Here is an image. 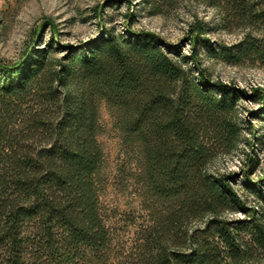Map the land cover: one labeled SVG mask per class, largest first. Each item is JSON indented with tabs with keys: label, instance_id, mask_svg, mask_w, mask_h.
Returning a JSON list of instances; mask_svg holds the SVG:
<instances>
[{
	"label": "trees",
	"instance_id": "1",
	"mask_svg": "<svg viewBox=\"0 0 264 264\" xmlns=\"http://www.w3.org/2000/svg\"><path fill=\"white\" fill-rule=\"evenodd\" d=\"M200 1L235 43L211 41L214 25L193 16L189 55L129 27L0 59V264H264V180H244L249 205L210 168L237 147L248 96L205 68L264 70V0ZM103 103L141 203L127 241L102 203Z\"/></svg>",
	"mask_w": 264,
	"mask_h": 264
},
{
	"label": "rangeland",
	"instance_id": "2",
	"mask_svg": "<svg viewBox=\"0 0 264 264\" xmlns=\"http://www.w3.org/2000/svg\"><path fill=\"white\" fill-rule=\"evenodd\" d=\"M157 12L162 13L156 15ZM193 16L214 25L209 38L216 44L228 45L238 40L236 34L216 26V12L200 0H178L172 8L167 6V0H0V59L16 62L31 45L47 48L52 40L61 47L75 48L97 40L104 30L116 28L122 33L129 27L134 32L154 34L189 55ZM107 18L113 20L107 22ZM205 68L215 82L235 86L248 96L242 98L238 108L242 135L237 147L232 153L219 156L210 168L215 175L228 178L245 202L255 205L257 199L248 192L244 180L247 176L251 183L264 180V70L221 62H206ZM100 112L104 129L100 142L107 159L102 203L109 225L127 241L131 237L127 218L141 214V203L134 187L126 189L121 182V141L105 103Z\"/></svg>",
	"mask_w": 264,
	"mask_h": 264
}]
</instances>
